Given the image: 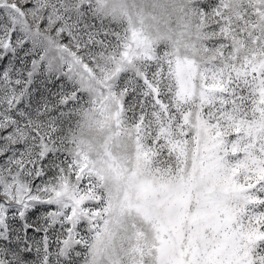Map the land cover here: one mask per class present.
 Wrapping results in <instances>:
<instances>
[{"label": "snow or ice", "instance_id": "snow-or-ice-1", "mask_svg": "<svg viewBox=\"0 0 264 264\" xmlns=\"http://www.w3.org/2000/svg\"><path fill=\"white\" fill-rule=\"evenodd\" d=\"M0 264H264V0H0Z\"/></svg>", "mask_w": 264, "mask_h": 264}]
</instances>
